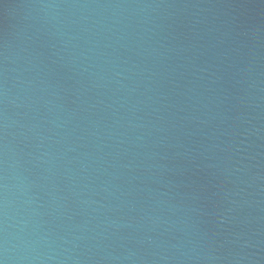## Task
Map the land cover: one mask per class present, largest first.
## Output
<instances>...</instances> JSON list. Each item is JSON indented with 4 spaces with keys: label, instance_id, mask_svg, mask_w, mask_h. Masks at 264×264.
<instances>
[{
    "label": "water",
    "instance_id": "obj_1",
    "mask_svg": "<svg viewBox=\"0 0 264 264\" xmlns=\"http://www.w3.org/2000/svg\"><path fill=\"white\" fill-rule=\"evenodd\" d=\"M0 264H264V0H0Z\"/></svg>",
    "mask_w": 264,
    "mask_h": 264
}]
</instances>
